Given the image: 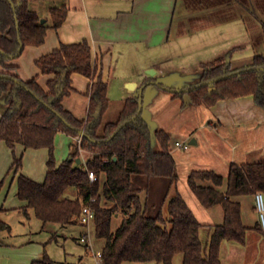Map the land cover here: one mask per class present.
<instances>
[{"label": "trees", "instance_id": "trees-1", "mask_svg": "<svg viewBox=\"0 0 264 264\" xmlns=\"http://www.w3.org/2000/svg\"><path fill=\"white\" fill-rule=\"evenodd\" d=\"M67 11L64 5L50 10L52 29L62 25ZM40 21L28 0H0V97H4L5 105L0 116V142L13 150L20 145L25 150L48 151L43 183L19 173L22 159L13 155L16 193L25 203L21 209H32L44 225L66 227L82 225V208L91 205L95 213L94 235L104 240L99 264H172L177 254H182V264H221L222 242H245L248 227L242 219L240 198L264 193V162H232L227 177L212 170L189 172L187 184L200 205L206 209L220 207L223 214L221 224L208 225L207 242L203 243V225L183 197L176 193L168 199L178 180L170 135L163 129L157 130L155 137L160 149L152 148L150 128L141 113L137 115V97H128L117 120L102 126L110 104L108 83L93 62L86 40L60 44L35 61L41 73L49 77L45 88L37 78L24 82L15 74L18 66L10 64L12 60L26 46L37 47L45 41L49 26L47 21ZM260 24L264 47V22ZM20 45L22 49L17 55ZM259 68H264V52H255L252 62L242 68H233L222 59L214 60L202 69L197 85H203L173 94L187 95L193 105L207 108L222 100L251 95L254 104L264 109V70ZM74 73L91 80L83 117L63 105L74 91ZM220 77L223 78L212 82ZM134 116V121L113 135ZM58 133L80 136V142L72 144L74 149L68 157L71 160L60 164L54 158ZM89 172L97 176L96 182L90 181ZM119 216L120 225L113 231V221ZM254 228L264 234L258 220ZM4 229L8 227L0 220V231ZM31 264L57 263L44 255Z\"/></svg>", "mask_w": 264, "mask_h": 264}, {"label": "rangeland", "instance_id": "rangeland-1", "mask_svg": "<svg viewBox=\"0 0 264 264\" xmlns=\"http://www.w3.org/2000/svg\"><path fill=\"white\" fill-rule=\"evenodd\" d=\"M241 5L242 20L244 21L241 20L239 25H237V22L230 23L225 27L223 34L209 33L210 36H213L206 40H204L203 36L205 34L203 33L204 35L190 34L191 36L182 41L190 48L198 45L202 47L205 41L209 42L206 45L209 48L207 55L204 54L205 50L199 47L190 59H186L189 63L182 66L183 68L180 70L178 68L181 67L183 60L178 56L172 62L176 70H168L162 78L156 80H159L164 87L175 86L181 88L183 84L193 85L194 87L200 81L203 67L211 63L209 62L212 61L210 58H213L216 53L217 56L221 55V57H225L228 53L233 68L245 67L252 62L255 52L263 53L260 23L264 22V0H244ZM253 13H256V17L253 16ZM244 23L249 28L254 44H244L245 42H243L246 36L242 31ZM238 35L239 42L242 44H233L232 38L235 39ZM235 45L240 48L236 47L227 52ZM175 46H178V44H175ZM115 60L116 58L113 60L114 63ZM114 67L115 70L112 71L108 91L111 105L103 117L102 126L107 122L116 121L122 109L120 108V101L126 97L123 96L126 87L122 85L123 77L121 78V76L125 71L134 74L137 70L135 65L127 66L122 60L119 61L117 67L114 64ZM147 72L145 70L143 75L156 77V75ZM189 88H192V86ZM142 115L150 128L154 150L159 151L160 149L155 137L157 130L163 129L170 135L172 153L178 170V180L172 187L168 199L176 193L183 197L198 221L203 225L200 230V238L203 243H206L209 233L207 221L222 218V212L220 207L209 211L200 205L187 184L189 172L192 170H212L223 177H227L229 165L232 162L237 164L264 162V149L262 146L258 148V141H261V139L253 140V142L251 139H244L240 145H237V137H235L237 129L235 127L210 126L209 123L216 121V119L209 108L195 106L191 103L189 96H175L173 93L159 87H155L150 93L143 95ZM68 138L69 135L65 133L56 135L54 142L56 162L61 163L68 159ZM76 138L74 140L78 143ZM192 139L196 141L195 144L190 143ZM177 143H184L187 148L184 150L179 149L176 147ZM71 149L73 150L74 147L71 146ZM21 152L17 148L13 150L0 143V209H2L0 210V220L8 227V229L0 231V264H31L34 260L42 259L44 255H47L57 264L63 262L98 264L97 253L104 246V240L95 237L93 223L88 226L71 225L66 227L52 223L44 225L35 217L32 209H28L26 212L21 209L25 203L17 197L16 175H14L15 172L12 169L13 155L15 154L16 157L22 159V169L19 173L24 174V176L27 175L37 183H43L48 151L46 149H28L23 155ZM85 158L86 156H84ZM240 200L243 203L242 219L244 223L246 225L254 223L255 215L251 211L254 200L250 198H240ZM164 215L167 216L166 207L164 208ZM120 222L121 216L114 219L113 231L117 229ZM84 233H88L86 244L81 239L84 236L86 237V235H83ZM224 244L220 250V258L223 264H245L246 259L240 258L239 254V250L243 248L238 243L225 242ZM258 246L259 255L263 250L261 246ZM182 261V254H177L172 264H182ZM124 264L139 263L127 262ZM246 264H248V261H246ZM258 264H264V259Z\"/></svg>", "mask_w": 264, "mask_h": 264}, {"label": "crops", "instance_id": "crops-1", "mask_svg": "<svg viewBox=\"0 0 264 264\" xmlns=\"http://www.w3.org/2000/svg\"><path fill=\"white\" fill-rule=\"evenodd\" d=\"M242 1L244 0H28L29 7L37 13L40 19L44 18L45 22L47 21L49 28L42 45L37 47L26 46L10 64L18 66L15 74L20 80L26 82L32 78H37L38 83L45 88L49 77L41 73L36 67L35 61L59 48L60 44H73L86 40L91 47L93 62L98 65L103 80L108 83V91L112 71L115 70L114 64L117 67L119 61L122 60L127 66H136V73L129 74L128 71H125L121 76V78L123 77L122 85L126 87L123 94L126 97L120 101V108H122L124 101L128 97L137 96L138 90L145 83L148 85L143 89V95L158 87L149 82L162 78L168 70H176L172 64L176 57L179 56L183 60L181 67L178 68L180 70L183 68L182 66L189 63L186 59H190L199 47L204 49V54L207 55L209 48L206 45L209 42L205 41L202 47L198 45L190 48L182 41L191 36L190 34H205L203 37L206 40L213 36H210L209 33L223 34L225 27L230 23L237 22L239 25L243 16ZM63 5L68 8L66 18L58 29H52L50 27V10ZM244 24L242 31L246 36L243 42H245L244 44H254L249 28ZM235 39L232 38L231 40L233 44H242L239 42V35ZM236 47L240 48L235 45L227 52ZM215 56L217 53L210 59L212 61L222 59L231 63L228 53L225 57ZM114 58H116L115 63L113 62ZM145 70H155L154 75L156 77L151 76L150 79L143 75ZM90 83V79L80 74L74 73L72 75L74 91L64 99L63 105L78 117H83L86 114L88 97L85 94ZM190 86L193 85L183 84L181 88ZM109 103L108 110L111 105L110 99ZM4 110V97H0V116ZM209 111L216 119L215 123L213 121L209 123L210 126H233L237 129L235 133L237 145H240L244 139H251L252 142L261 139L258 141V148L262 146L264 149V109L254 104L251 95L219 101L210 107ZM68 139L69 157L73 152L71 146L75 142V137L69 136ZM0 143L6 145L3 142ZM16 148L22 151V155L28 150L20 145H17ZM214 208L207 210L211 211ZM251 208L255 215L254 223L249 225L244 223L248 230L245 242L239 244L243 248H239L241 249L239 254L240 258L246 259L245 264L246 261L248 264H258L264 259V234L254 228L257 215L254 213L253 206ZM4 211L7 212L5 209ZM222 220L223 214L222 218L210 219L207 224L218 225L222 223ZM225 242L228 241L222 242L221 246ZM258 245L263 250L259 255ZM221 264H223L222 261Z\"/></svg>", "mask_w": 264, "mask_h": 264}, {"label": "built area", "instance_id": "built-area-1", "mask_svg": "<svg viewBox=\"0 0 264 264\" xmlns=\"http://www.w3.org/2000/svg\"><path fill=\"white\" fill-rule=\"evenodd\" d=\"M77 141L80 142V136H77ZM176 147L179 149H186L187 146L184 143H177ZM89 179L91 182L97 181V176L93 172H89ZM254 200V207L255 212L257 215V220L261 230L264 232V193L263 192H256L253 197ZM91 202H94V199H91ZM94 209L91 205H86L82 208L81 215H80V222L83 226H88L94 220ZM86 237H82V241L86 244V238L88 237V233H85ZM101 253H97L98 264L100 262Z\"/></svg>", "mask_w": 264, "mask_h": 264}, {"label": "water", "instance_id": "water-1", "mask_svg": "<svg viewBox=\"0 0 264 264\" xmlns=\"http://www.w3.org/2000/svg\"><path fill=\"white\" fill-rule=\"evenodd\" d=\"M44 22H45L44 19H42V20L40 21V23H44ZM21 49H22V45H20V48H19V51H18L17 55L20 54ZM259 69H260V70H264V68H259ZM245 70H248V68H247V69H243V70H241V71H245ZM238 72H239V71H237V72H235V73H238ZM147 73H148V74H154L155 72H154V70H149ZM222 78H223V77L217 78V79H215V80H212V82H213V81L220 80V79H222ZM17 83L20 84L19 82H17ZM149 83H151V84H153V85H156V86H158L159 88H162L163 90H166V91L171 92V93L188 92V91L194 89L195 87H198V86L203 85V84H199V85H196V86H194V87L192 86V88L185 87V88H180V89H178V88H172V87H168V86H165V87H164V85H163L159 80H156V81H153V82H149ZM147 85H148V83H145V84H144V85L138 90V94H137V96H135V97L138 98V107H139V110H138L137 115L140 114V113H141V115H142V107H143V89H144ZM135 118H136V116H134L132 119L128 120L126 123H124L122 126H120V127L114 132L113 135H115V134H116V133H117V132L123 127V126H125L126 124H128V123L134 121ZM142 118L144 119L143 115H142ZM144 120H145V119H144ZM145 121H146V120H145ZM146 123H147V121H146ZM147 124H148V123H147ZM81 135H83V132H82V131L80 132V136H81ZM113 135H112V136H113ZM112 136H110V138H108L107 140H104V141H105V142H106V141H109V139H111ZM93 142H95V141H93ZM190 143H191V144H195L196 141H195L194 139H192ZM68 159L71 160V158H68ZM76 163H77V164L80 163V158H77V159H76Z\"/></svg>", "mask_w": 264, "mask_h": 264}]
</instances>
